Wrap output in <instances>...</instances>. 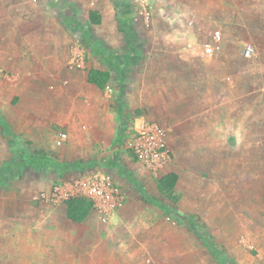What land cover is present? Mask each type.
Instances as JSON below:
<instances>
[{
	"label": "rangeland",
	"instance_id": "374dc122",
	"mask_svg": "<svg viewBox=\"0 0 264 264\" xmlns=\"http://www.w3.org/2000/svg\"><path fill=\"white\" fill-rule=\"evenodd\" d=\"M31 1L36 4L42 1L47 8L56 7L71 29L75 45L91 50L90 39L107 47L108 44L98 35L99 23L91 22L90 10H98L102 15L109 9L115 17L124 8L128 11L125 14L133 21L134 42H137L132 43L136 48L131 56L133 65L128 70L123 69L125 77L121 82L111 85L116 108L112 111L117 113L122 106L123 112L116 118L124 130V147L122 155L117 152L115 156L108 147L106 156L110 163H104L102 155L86 157L82 154L83 132L78 128L69 131V138L59 145L58 134L67 127L50 120L45 122L48 133L54 138L52 141L46 133L42 142L25 133L20 135V141L19 134L0 112V217L4 203H51L53 199L43 198L41 194L51 193L56 186L60 188L61 200L66 201L69 196L80 194L78 182L82 177L104 173L119 186L122 204L113 212L94 206L83 222L73 223L69 228L72 234L87 237L83 250L74 253L75 264H226L220 259L221 255L227 264H264V82L251 83L250 91L242 94L245 85L242 77L246 72L240 66L235 71L237 97L233 108L210 106L212 95L218 94L226 102V96L232 94L228 88L231 85L225 82L206 85L203 77L198 100L190 90L192 99L184 98L180 83H159L154 84L156 98L134 109V99L139 100L137 89L142 87L134 79L144 78L147 61L151 59L145 48L153 41L147 33L154 21L164 19L158 41H168L166 35L177 31L178 25L166 20L164 14L171 16L170 11H180L184 5L177 0ZM145 3H149L153 17L150 22L141 18L136 21ZM164 57L154 68L157 76L164 73ZM84 58L86 60V56ZM250 62L251 73L260 74L262 69ZM182 85L193 90L195 81L187 80ZM132 87H135V97L129 95ZM143 93L146 98L147 94ZM152 112L157 119L151 118ZM226 113L231 116L229 122ZM136 116L156 123L167 133V152L171 160L158 173L141 163L140 169L129 165L128 159L138 162L131 147ZM215 117L219 119L217 122ZM22 153L32 158L45 155L61 164L44 159L33 164L24 162ZM72 154L76 156L73 158ZM170 171L179 175L176 189L181 198L176 203L166 198L157 185V179ZM149 196L156 198L158 204L150 202ZM166 208L175 210L178 215L166 212ZM180 217L191 218L193 225L202 229L201 233L210 238L218 252L213 253L194 226L183 223Z\"/></svg>",
	"mask_w": 264,
	"mask_h": 264
},
{
	"label": "crops",
	"instance_id": "0c3cea01",
	"mask_svg": "<svg viewBox=\"0 0 264 264\" xmlns=\"http://www.w3.org/2000/svg\"><path fill=\"white\" fill-rule=\"evenodd\" d=\"M177 2L184 5L183 9L170 11L171 16L164 14L166 20L178 25L177 31L166 35L169 40L158 41L160 24L164 19L154 21L153 28L147 33L153 42L144 48L151 59L147 61L144 78L134 79L142 86L137 89L139 100L132 99L134 109L148 105V99L156 98L154 84L159 83H180V89L185 92L184 98L192 99L190 90L198 100L203 77L206 85L222 82L231 85L228 88L232 94L226 96V102L216 94L212 95L213 98L209 97L212 101L210 106L233 108L237 97L236 68L242 66L246 72L242 77L245 83L242 94L250 91L251 83L264 82V0ZM40 3L0 0V112L19 134L20 141V135L24 133L34 135L41 142L47 134L52 141L54 138L48 133L45 122L49 120L66 126L68 138L69 131L78 128L85 138L82 154L86 157L102 155L101 160L110 163V158L106 156L108 147L114 156L117 152L122 155L124 147V130L116 118L123 112L122 106L117 113L112 111L116 108L113 107L115 92L111 85L124 79L123 69L128 70L133 65L131 56L136 48L128 44L117 16L107 9L98 24V35L108 44L107 47L102 43L108 52L104 55L82 48L86 60L84 58V61L72 64L79 45H75L71 29L56 7L51 5L47 8L42 1ZM216 32L221 36L220 47L207 54L205 46L217 44ZM248 46L253 48L251 58L244 55ZM159 53H163L162 56ZM163 56L164 73L157 76L154 68ZM250 61L253 66L262 69L260 74L251 73ZM91 68L110 72L106 88L100 89L88 81V70ZM187 80L195 81L193 90L183 88L182 84ZM134 88L129 93L133 97ZM143 92L147 94L146 98ZM181 94L180 98L183 97ZM150 116L158 118L154 112ZM226 116L229 122L231 116L228 113ZM217 117L213 118L215 122L219 120ZM134 121L137 128L144 119L136 116ZM38 141L36 143H41ZM128 162L133 168H141L138 162L130 159ZM48 202L39 205L2 204L0 264H75L74 253L83 250L87 237L74 235L69 230L76 222L67 217V205L61 196Z\"/></svg>",
	"mask_w": 264,
	"mask_h": 264
},
{
	"label": "built area",
	"instance_id": "2783aa9c",
	"mask_svg": "<svg viewBox=\"0 0 264 264\" xmlns=\"http://www.w3.org/2000/svg\"><path fill=\"white\" fill-rule=\"evenodd\" d=\"M138 11L135 20L140 18L146 22H150L153 17V12L149 3L142 5ZM217 44H207L204 48L205 53L210 54L216 51L220 46L221 36L218 32L215 33ZM253 48L248 46L245 48L244 55L248 58L252 57ZM83 49L78 46L76 57L73 63L84 61ZM135 136L131 147L134 150L137 161L154 173L164 170L165 166L171 160L167 152V133L164 128L156 123H148L145 120L135 128ZM68 139L67 131H60L58 134L57 143L61 145ZM80 184V194L91 198L94 206H98L106 212H113L119 205L122 204L123 198L121 191L114 180L107 177L104 173L99 175H85L78 182ZM43 198L58 199L61 195L60 188L56 186L51 193L43 192Z\"/></svg>",
	"mask_w": 264,
	"mask_h": 264
},
{
	"label": "trees",
	"instance_id": "16d2710c",
	"mask_svg": "<svg viewBox=\"0 0 264 264\" xmlns=\"http://www.w3.org/2000/svg\"><path fill=\"white\" fill-rule=\"evenodd\" d=\"M122 11L123 12L121 13H117L119 27H120V30L125 33L128 44L133 45L132 43H137V42H134V39L136 38V34H135L134 26H133V21L130 18H128V16L126 15L128 11L125 10V8L122 9ZM101 18H102V15L98 10H95V9L90 10V19L92 23H96V24L100 23ZM89 44L95 53L106 55V53L108 52L107 49L103 46V44L100 42L90 39ZM108 59H111V58L108 57ZM110 78H111V74L107 70H102V69H97V68H91L88 70V81L96 85L100 89L106 88V86L110 82ZM15 142H17V139H15ZM20 156L22 157L21 159H23L24 162H28L32 164L36 162H40V161L42 162L43 159L46 162L52 161L53 164L55 163L58 166L61 164L57 160H51V158L48 159L47 156L45 155H37V156H34V158H32V156H30L29 154L27 155V154L22 153ZM178 179H179V175L178 173L174 171L167 172L161 175L157 179V182H158L157 185H158L159 191L166 198H168L174 203L178 202L181 198V193L176 189ZM148 199L150 202L158 204V201L156 200V198L149 196ZM65 203L67 205V217L76 223L83 222L89 216V214L94 208L93 200L81 194L69 196L66 199ZM166 212L172 215H176V216L178 215V213L171 208H166ZM180 219L182 220L183 223L187 225H193L192 223L193 220L189 217H180ZM193 226L196 229V231L200 233L204 241L209 245L212 252L217 253L218 251L213 245L210 238L207 237L205 234L201 233L202 229L200 227H197L195 225ZM221 256H220V259L227 264L224 256L223 255Z\"/></svg>",
	"mask_w": 264,
	"mask_h": 264
}]
</instances>
